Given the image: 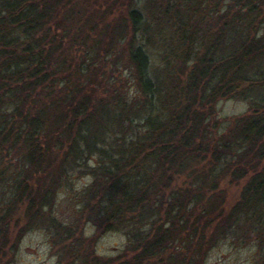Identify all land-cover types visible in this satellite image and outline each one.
<instances>
[{
    "label": "trees",
    "instance_id": "16d2710c",
    "mask_svg": "<svg viewBox=\"0 0 264 264\" xmlns=\"http://www.w3.org/2000/svg\"><path fill=\"white\" fill-rule=\"evenodd\" d=\"M220 1L164 0L162 7L156 5L159 17L169 14L174 22L200 15L198 22L187 20L176 42L187 53L184 61H193L192 71L186 84L176 87L179 94L165 119L144 118L141 132L113 140L107 150L99 146L115 126L131 123L124 116L130 108L123 102L117 105L118 115L113 111L102 119L88 106L102 87L90 76L88 64L70 68L71 5L65 0H0V264L11 260L9 228L17 207L24 205L29 214L34 210L30 216L37 218L51 203V188L69 170L87 166L93 154L99 156L90 170L93 185L101 180L100 190L90 196L98 199L97 216L113 227L149 223L144 233L132 232L131 256L117 264H201L208 246L228 231L236 237L250 234L264 264V0H228L219 14ZM179 7L180 13L172 11ZM127 17L136 30L141 16L130 10ZM205 20L208 26L202 28ZM231 22L239 30L227 35ZM81 32H75V40ZM129 59L146 96L151 86L147 58L136 47ZM253 93L251 108L233 123L231 134L220 137L209 129L213 102ZM79 95L86 97L80 101L84 107L71 109ZM139 110L132 106L134 116ZM177 177L188 180L178 186ZM225 177L241 185L228 208L219 203ZM74 244L66 248L76 264H105L88 256L89 262Z\"/></svg>",
    "mask_w": 264,
    "mask_h": 264
},
{
    "label": "rangeland",
    "instance_id": "374dc122",
    "mask_svg": "<svg viewBox=\"0 0 264 264\" xmlns=\"http://www.w3.org/2000/svg\"><path fill=\"white\" fill-rule=\"evenodd\" d=\"M150 1L65 0L71 5L69 10L73 11L67 19L73 17L74 20L72 27L74 34L68 37L67 41L70 68L74 71L78 67L79 69L83 67V64H88L87 67L93 73L90 76L99 84V90L102 87V92L96 91L89 99L88 106L91 109L96 108V118L101 117L102 119L109 117L113 111L115 115H118L117 105L123 102L130 108L124 116L131 123L122 121L123 125L120 128L115 126L110 138L99 146L101 149L109 150L113 140H119L122 136L129 140L128 138L132 137L131 133L141 132L144 118L165 119L171 101L176 98L177 93L179 94L176 87L186 84L192 71L193 65L189 61L191 63L193 61L190 60L191 58L188 62L184 61L187 53L176 42L180 38L178 32L185 30L187 20L198 22L200 15L196 13L189 17L183 15L177 22H174L169 14L159 17L160 14L156 11V5L162 7L160 3L164 4V0H159L154 6L150 4ZM228 4V0H221L218 9L216 8L218 13H222ZM180 6H183V10L186 11L183 3ZM69 10L67 9L65 13L68 14ZM130 10L138 12L142 19L136 30L131 26L127 17ZM172 11L180 13L182 8H175ZM187 12L189 14V11ZM87 19L92 21L89 26ZM234 24L231 22V29L227 35H232L233 30H239ZM201 25L204 28L208 26V23L206 21ZM75 32H81L77 36L79 40L74 39ZM70 39L75 40L73 46H71ZM95 39L98 42H94ZM96 43H99L98 48H94ZM185 44L186 42H183V45ZM136 47H140L147 58L145 75L151 86L146 96L135 79L136 71L129 59L130 50ZM86 51L89 54H85ZM173 54L180 58H175ZM254 95L256 93L249 98H226L213 102L212 114L208 116L207 122L209 129L220 137L226 135L228 131L231 134L235 128L233 123L245 116L251 108L255 99ZM83 96L75 97L71 109L84 107L80 103L86 99ZM105 102L111 106H106ZM100 103L102 105L99 107ZM133 105L140 108L136 112L137 116L132 114ZM26 106L25 110L29 107ZM70 144V140L66 142L62 146L63 151L67 150ZM98 159V154L90 155L86 162L87 166L74 167L69 170L60 184L51 188V203L46 210L38 211L37 218L30 216L34 215V210H31L29 214L27 209H23L24 205L17 207L10 221L11 241L8 244L10 247L7 256L11 260L8 264H76L66 248L72 243L77 244H74L73 248L82 247L79 255H83L89 262L91 260L88 256L100 263L105 262V264H117L119 258L127 256L122 259L125 260L131 256L128 242L132 238V232L144 233L149 223L130 224L131 226L123 223L118 224V227H113L104 218L97 216L98 208H100L97 205L98 199L90 196L100 190L101 180L93 185L90 170L97 166ZM13 163L15 164L16 160H13ZM185 180L188 179L177 177L175 184L181 186L179 182ZM237 182L230 177L221 180L218 189L221 191L222 198V200L219 199V203H222L223 208L231 207L237 200L241 190V185ZM185 187L187 188L183 186ZM54 225L58 227L53 228ZM66 233L70 234L68 238H66ZM249 235L247 238L236 237L228 231L208 246L200 263L260 264L261 253L257 248V242Z\"/></svg>",
    "mask_w": 264,
    "mask_h": 264
}]
</instances>
